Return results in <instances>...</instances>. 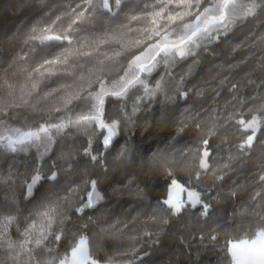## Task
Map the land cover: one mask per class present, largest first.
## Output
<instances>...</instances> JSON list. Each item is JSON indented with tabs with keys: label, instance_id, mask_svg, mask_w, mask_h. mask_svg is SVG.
<instances>
[{
	"label": "trees",
	"instance_id": "obj_1",
	"mask_svg": "<svg viewBox=\"0 0 264 264\" xmlns=\"http://www.w3.org/2000/svg\"><path fill=\"white\" fill-rule=\"evenodd\" d=\"M243 3L255 11L229 31L140 74L161 84L157 95L144 100L140 84L105 95L99 120L75 125L95 113L102 85L111 93L137 72L132 61L159 40L154 19L175 38L197 10L170 24L181 0H132L117 13L116 0L111 11L104 0H0V123L65 125L46 154L0 146V264H58L82 237L102 263L233 264L231 244L264 230V126L245 128L264 119V0ZM174 185L199 203L175 211Z\"/></svg>",
	"mask_w": 264,
	"mask_h": 264
},
{
	"label": "snow or ice",
	"instance_id": "obj_2",
	"mask_svg": "<svg viewBox=\"0 0 264 264\" xmlns=\"http://www.w3.org/2000/svg\"><path fill=\"white\" fill-rule=\"evenodd\" d=\"M182 3H184L185 6V12L184 13H177L176 16H169L167 19L170 24L175 23L177 19L183 20L185 15L192 14V10L195 8L197 10V15L195 16V23H185L182 25V31L175 34V38L173 37V32H169L166 28L163 29V35L161 34V28L160 25L156 23V20L154 19L152 23L156 26L153 29V34L157 37H159V40L150 45L141 55L136 56L135 59L132 61V65L136 67L137 72L132 73L127 79L121 78V82L119 83L118 90L112 91L111 93H108L103 85L101 86L100 92L97 93L95 99H96V105L95 107V113L94 114H87L79 117L75 121H70L69 123L75 124V125H81L85 122L89 121H98L99 120V113L102 110V105L104 103V96L105 95H113V96H123L125 92L131 87H134L137 84L144 85V82L140 79V74L142 73H151L152 70L156 67L158 63V58H161L163 63H168L169 59H176L181 58L183 59L187 55H189L192 51V49L189 47V45L198 47V38H200L202 35L204 36H211L212 31L218 30L215 28L216 25H219L222 28H227L228 23L230 22V17L235 13L237 9L244 8L245 9V15H251L253 14V8L255 5L252 6V8L247 7L243 0H210V6H205L202 11L199 9L200 0H181ZM120 0H116V5L119 6ZM104 7L108 8L109 11H111V7L109 5V0H104ZM164 7H167L165 5ZM156 16L163 18V9L161 12H157ZM149 39L151 38L148 37ZM48 40H60V36H49L46 37ZM145 86V91H148L147 86ZM159 87V86H158ZM149 94H155L154 91ZM240 124H244V121H240ZM258 122L253 119L251 123L245 125L246 129H252L253 132H255L256 124ZM53 127L57 130V132H60L63 130L65 125L59 124V125H53ZM14 135L16 136L15 139H13L11 136H5L3 139L7 141V146L11 148L12 151H16L17 145H23L25 142L30 141H40L41 139H46L49 142L52 139V134L50 133L48 128H40L38 132H26V133H20L19 130L14 131ZM253 141V136L249 135L246 140V146L251 147ZM105 143H108V140H105ZM204 143H207L205 141ZM244 145H241V148L243 149ZM199 151V149H198ZM208 157L209 152L205 150L203 152V158L200 162V167L204 170H207L209 168L208 163ZM55 179V177H52ZM35 182V181H34ZM95 185L93 184V188ZM101 197L98 193H95L94 196L89 197V203L88 206H91L94 200L98 201ZM192 202L193 203H199V196L198 194H191ZM169 205H171V201H168ZM176 210L179 211V206H176ZM54 211V209H50L48 212L42 213V216H44L46 219H49L51 217V212ZM32 227H35L33 225ZM25 236L28 237L29 233L26 232ZM259 239L251 240L250 245L249 241L245 240L242 241L241 244H233V255L236 256L237 260H241V254L240 249L245 248L248 249L249 247L251 249H257L258 247V254L253 251H249L246 256L243 258L249 261V264H264V231H261L258 234ZM26 242H28L26 240ZM86 241L81 240L80 241V247L74 248L71 257L75 261L76 259H80L82 261L86 262L88 261V253L86 249ZM9 248H15L16 245L13 244L11 241L8 242ZM21 250L23 251V245L20 246ZM61 264H66V262L62 261ZM94 264V262H92Z\"/></svg>",
	"mask_w": 264,
	"mask_h": 264
},
{
	"label": "rangeland",
	"instance_id": "obj_3",
	"mask_svg": "<svg viewBox=\"0 0 264 264\" xmlns=\"http://www.w3.org/2000/svg\"><path fill=\"white\" fill-rule=\"evenodd\" d=\"M246 6L249 7V8H252L251 5H246ZM242 9H244V8L237 9L235 11V13L230 17V22L228 23V27L227 28H222L219 25H216L215 28L218 29V30L212 31L211 36H204V35H202L200 38H202V39L217 38V37H219V35L224 34L227 31H229V29L232 27V25L234 23V18L239 17V16L240 17L241 16H243V17L244 16H247V15H245V12H243L244 10H242ZM254 11H255V9L253 8V13H254ZM198 43L200 45V42L199 41H198ZM189 47L192 48L193 46L192 45H189ZM133 68L136 69L135 66H133ZM155 69H157V68H154L152 70V72H154ZM151 73L145 72V74H148V75L151 74ZM158 86L155 87V88L151 87L150 85L147 86L148 91H146V96H145L144 100L148 101L150 98L154 97V95H157L160 91H162L161 84H159ZM153 91L155 93L154 95L153 94H149V93H151ZM255 120L258 122L256 124V129H258L259 127L264 126V119L263 118L262 119L261 118H255ZM43 128H46V127L44 126ZM48 129H49L50 133L52 134V139H51L50 142L48 140H46V139H41L40 141L25 142V144H23V145H17L16 146V148H17L16 151H12L11 148H9L7 146V141H5L3 138L5 136H11L13 139H15L16 136L14 135V131L15 130H19V129H17L9 121L8 122L0 123V146L3 149H5L6 151L11 152V153H26V152H29L31 150H36V151H39V152H42V153H45L46 154V153H48L52 149V147H53V145L55 143V138H56V136L58 134L57 130L54 127H51L50 126V128H48ZM39 130H40V128H34V129L19 130V132L20 133L38 132ZM250 130H252V129H250ZM39 180H40V177L34 178L33 183L29 187L30 192L32 190V187L35 184H37ZM169 196L170 197H169L168 201H171L172 202V200L177 199V203H178L179 206L182 203V201H179V199L181 197H184L183 203L192 204L193 206H195L197 204V203H193L192 202L191 194L186 193L184 191V189H181V187L178 186V185L177 186L174 185L172 187ZM231 254H232V252H231Z\"/></svg>",
	"mask_w": 264,
	"mask_h": 264
},
{
	"label": "water",
	"instance_id": "obj_4",
	"mask_svg": "<svg viewBox=\"0 0 264 264\" xmlns=\"http://www.w3.org/2000/svg\"><path fill=\"white\" fill-rule=\"evenodd\" d=\"M129 1H132V0H121V1H120V4H119V6H118V8H117L116 11H115V13L118 12V10L120 9V7H121L125 2H129ZM52 41L62 43L64 40L61 38V39L58 40V41H57V40H52ZM67 41L69 42V40H67ZM175 186H177V185H175ZM171 189H172V188H171ZM170 192H171V191H170ZM181 199H182V198H180L179 201H180ZM175 202L177 203V199H176ZM186 204H187V203L182 204V205L179 206L178 203H177V205L179 206V208L182 207L183 205H186ZM175 211H177V210L175 209ZM261 231H264V230H260V231H258V232L256 233L255 237H253V238H251V239L246 238V239H242V240H239V241H235V242H233V243L231 244V252H232V257H233V264H249V261L243 258L244 256L247 255V253H248L249 251H253V252H256V253L258 254V247H257V249H251L250 247H249L248 249L241 248V249H240V254H241V257H242V258H241L240 261H238L237 258H236V256L233 255V247H232L233 244H241L242 241L247 240V241H249V245H250L251 240L259 239L258 234H259ZM82 239L85 240V241L87 242V243H86V249H87V253H88V261L86 262V264H92V262H94V264H117V263H102V262H100V261L94 259V258L91 256V254H90V244H89V239L86 238V237H82V238H80V239L78 240V242H77V245H76L74 248L80 247V241H81ZM74 248H73V249H74ZM73 249L70 251L68 258L65 259V260H61L58 264H61L62 261L66 262V264H85V262L82 261V260H80V259H76L75 261L72 259V257H71V253H72Z\"/></svg>",
	"mask_w": 264,
	"mask_h": 264
},
{
	"label": "flooded vegetation",
	"instance_id": "obj_5",
	"mask_svg": "<svg viewBox=\"0 0 264 264\" xmlns=\"http://www.w3.org/2000/svg\"><path fill=\"white\" fill-rule=\"evenodd\" d=\"M181 198H182V199L180 200V201H182L181 205H182V204H185V203H183V199H184V197H181ZM175 201H176V199L172 200V203H171V206H172L174 209H176V206H177V203H176Z\"/></svg>",
	"mask_w": 264,
	"mask_h": 264
}]
</instances>
